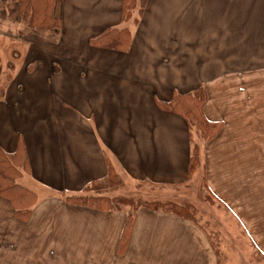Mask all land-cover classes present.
I'll return each instance as SVG.
<instances>
[{
    "label": "crops",
    "instance_id": "obj_1",
    "mask_svg": "<svg viewBox=\"0 0 264 264\" xmlns=\"http://www.w3.org/2000/svg\"><path fill=\"white\" fill-rule=\"evenodd\" d=\"M122 4L56 0V41L25 32L13 4L0 19V148L22 138L29 170L18 182L37 195L27 221L0 196V264H83L87 253L95 264H219L192 221L141 207L118 254L125 213L64 200L109 165L158 191L192 183L194 132L158 102L199 86L205 116L223 123L200 144L210 206L223 234L241 232L264 256V0H148L128 21ZM122 27L127 51L91 43Z\"/></svg>",
    "mask_w": 264,
    "mask_h": 264
},
{
    "label": "trees",
    "instance_id": "obj_2",
    "mask_svg": "<svg viewBox=\"0 0 264 264\" xmlns=\"http://www.w3.org/2000/svg\"><path fill=\"white\" fill-rule=\"evenodd\" d=\"M147 1L123 0L122 20L128 21L136 8L139 9L140 15ZM55 2L56 0H3L0 1V19L8 18L7 7L13 4L25 32L56 41L59 35L60 21L54 15ZM130 42V32L126 27L108 28L91 38V43L94 45L120 51H127ZM206 100V91L203 86H199L186 93L176 92L169 101H159L158 105L163 110L182 116L187 121L189 128L195 129L201 140L205 142L214 138L223 125L222 121H212L205 116ZM198 146L199 144H192L189 162L191 175L198 165ZM28 170L29 162L22 138H19L14 152H6L0 148V196L11 203L15 217L21 221L28 220L33 206L37 202L36 193L18 182L22 173ZM122 177L112 165H109L105 178L94 180L80 193L69 194L64 198L66 202L73 205L101 211L120 210L125 213V221L117 247L118 254H123L127 247L136 222L137 212L141 207L172 213L197 224L193 219L194 206L191 203H180L171 199L160 201L143 199L139 196L110 195L123 184Z\"/></svg>",
    "mask_w": 264,
    "mask_h": 264
},
{
    "label": "rangeland",
    "instance_id": "obj_3",
    "mask_svg": "<svg viewBox=\"0 0 264 264\" xmlns=\"http://www.w3.org/2000/svg\"><path fill=\"white\" fill-rule=\"evenodd\" d=\"M4 62L0 63V86L4 83V77L7 72L8 57L3 58ZM195 129H193L194 132ZM204 142L199 137V133L195 130L193 134V143L199 144L198 165L193 172V182L181 187L165 188L158 191L157 187L149 184H130L125 181L119 186L112 195H122L127 197L139 196L149 200H174L180 203H191L194 206V216L196 223L209 235V239L216 252L219 264H264V256L258 257L251 250L247 239L241 232L230 229V231L222 232L219 213L220 211L210 204L212 198L206 192L204 186V175L202 171V161L200 158L201 143ZM157 188V189H156ZM217 210L219 213H217ZM219 228V229H218ZM92 253L86 254V260L83 264H95L97 261L91 259ZM77 260V258H75ZM54 261V260H52ZM55 262V261H54ZM81 263V262H80ZM114 261L112 264H116ZM77 264V263H76ZM82 264V263H81Z\"/></svg>",
    "mask_w": 264,
    "mask_h": 264
}]
</instances>
